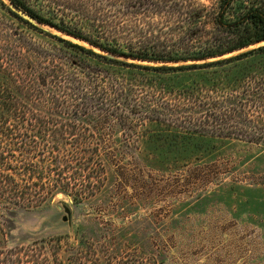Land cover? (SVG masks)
I'll list each match as a JSON object with an SVG mask.
<instances>
[{
	"label": "rangeland",
	"instance_id": "rangeland-1",
	"mask_svg": "<svg viewBox=\"0 0 264 264\" xmlns=\"http://www.w3.org/2000/svg\"><path fill=\"white\" fill-rule=\"evenodd\" d=\"M197 1L212 3V0ZM251 1L236 0L233 8L238 10ZM44 2L31 4L55 22L64 20L84 33L86 29L92 36L97 35L85 23L78 7L77 11L62 6L53 10ZM32 23L34 27L10 16L0 6V84L5 83L3 76L6 77L5 72L11 65L21 74L22 69L39 76L43 64L62 62L71 64L65 70L82 78L77 84L85 87V118L88 113L99 118L106 106L103 97L116 100L119 92L122 93L118 102H126L130 107L136 103L139 113L144 110L149 113L139 115L130 146L85 148V166L102 168V164L105 171L93 196L75 204L70 197L57 193L37 208L4 212L0 216L1 245H26L41 238L63 237L68 242L59 251L60 264H264V93L261 85L248 92L238 84L231 92L235 96L232 100L227 98V90L217 95L215 91H207L205 97H200L205 106L190 107L189 102L179 108L175 106L174 88L195 87L212 79L213 84L221 85L227 79V71L213 67L157 74L107 65L98 58L64 47L39 30L91 48L86 42L49 25ZM263 44L261 41L205 61ZM92 49L104 54L95 47ZM182 63L186 62L171 65ZM234 71L237 76L247 72L237 69L231 70V74ZM103 82L107 86L102 89ZM107 90L109 93L105 95ZM112 90L115 92L111 93ZM188 92L195 93L192 89ZM209 95L218 96L219 101L225 98V105L229 100H234L233 105L238 108L244 104L250 115L241 123L229 121L230 127L223 120L219 124L210 109L222 108L221 103L215 105ZM173 108L178 109L176 113L170 111ZM37 109L44 113L40 104ZM3 113L8 115L6 110ZM149 114L161 120L146 119ZM166 116L192 123L204 120L212 122L210 126L219 124L230 136L203 135L188 139L180 135L184 132L178 129L180 134L174 132ZM10 117L13 116L10 114ZM181 123L189 126L187 121ZM86 129H91V125L85 121ZM112 130L114 136L122 133L119 128ZM107 150L119 156L108 161ZM119 167L127 172L124 184H121L124 180L117 178Z\"/></svg>",
	"mask_w": 264,
	"mask_h": 264
},
{
	"label": "trees",
	"instance_id": "trees-1",
	"mask_svg": "<svg viewBox=\"0 0 264 264\" xmlns=\"http://www.w3.org/2000/svg\"><path fill=\"white\" fill-rule=\"evenodd\" d=\"M6 1L0 0V6L10 16L34 27L32 21L17 14L15 8L39 24L49 25L86 42L91 48L39 28L40 32L64 47L98 58L107 65L132 67L157 74L186 73L213 67L227 71V79L221 85L213 84L215 80L212 79L203 82L209 83V86L200 83L195 87L174 88L176 107L183 108L182 105L189 102L190 107L205 106L200 97H205L207 91H215L217 95L227 90V98L230 99L235 97L231 92L238 84L248 92L261 85L264 93V44L232 56L205 61L264 41V0H253L239 6L238 10L233 8L236 0H212L209 5L197 0H42L53 10L62 6L77 11L78 7L85 23L90 24L96 36L86 29L84 33L64 20L55 22L43 16L31 4L40 0ZM93 47L104 54L95 52ZM138 61L159 65L140 64ZM179 62L186 63L171 65ZM69 65L45 63L39 76L22 69L21 74L11 65L5 72L6 77L3 76L5 83L0 84V216L16 209L37 208L57 193L70 197L75 204L93 196L99 189L97 182L101 183L105 171L102 164V168L85 166V148L130 146L134 139L133 129L139 124V115L149 113L148 110L139 113L136 103L130 107L126 102H118L122 93L119 92L116 100L103 97L106 106L99 118L94 113H88L85 118V87L77 84L82 82V78L64 69ZM255 68L259 70L256 72ZM237 69L247 72H242L240 76L236 71L231 74V70ZM73 83L76 86L72 87ZM106 84L103 82L102 89ZM189 89L195 93L188 92ZM107 93L108 90L105 95ZM208 98L211 102L214 100L215 105L221 103L219 106L222 108L210 109V114L219 124L223 120L230 127L229 121L241 123L250 115L244 104L235 107L234 100L230 101L232 99L227 100L229 104L225 105V98L221 101L214 95ZM190 99L198 101V104ZM38 104L44 113L37 109ZM3 110L8 112L7 116ZM176 110L170 109L175 113ZM225 117L229 119L225 120ZM150 118L149 114L146 119ZM151 119L161 120L158 116ZM165 120L174 132L180 134L176 131L178 129L184 132L180 135L188 139L203 135L230 136L219 124L210 126L213 123L204 120L192 123L174 116H166ZM85 121L91 129L85 130ZM181 121H187L189 126ZM112 128H119L122 131L120 136H114ZM106 154L108 161L117 155L113 151ZM33 158L37 159L36 163L32 162ZM116 173L124 184L126 170L119 167ZM64 239L41 238L16 246L1 245L0 242V264H60L59 251L62 244L68 242Z\"/></svg>",
	"mask_w": 264,
	"mask_h": 264
},
{
	"label": "water",
	"instance_id": "water-1",
	"mask_svg": "<svg viewBox=\"0 0 264 264\" xmlns=\"http://www.w3.org/2000/svg\"><path fill=\"white\" fill-rule=\"evenodd\" d=\"M13 9H14V11H15L17 14L21 15L23 18H25V19H27V20H29V21H33L30 17H28L27 15H25L22 11L17 10V9H15V8H13ZM74 38H75V37H74Z\"/></svg>",
	"mask_w": 264,
	"mask_h": 264
}]
</instances>
